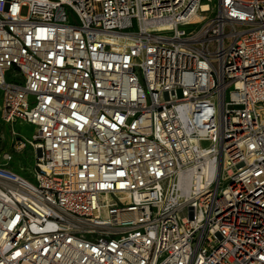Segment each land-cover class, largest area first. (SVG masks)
<instances>
[{
	"label": "built area",
	"instance_id": "built-area-1",
	"mask_svg": "<svg viewBox=\"0 0 264 264\" xmlns=\"http://www.w3.org/2000/svg\"><path fill=\"white\" fill-rule=\"evenodd\" d=\"M0 93V264H264V0H0Z\"/></svg>",
	"mask_w": 264,
	"mask_h": 264
},
{
	"label": "rangeland",
	"instance_id": "rangeland-1",
	"mask_svg": "<svg viewBox=\"0 0 264 264\" xmlns=\"http://www.w3.org/2000/svg\"><path fill=\"white\" fill-rule=\"evenodd\" d=\"M218 0H213L215 4ZM26 13V9L23 11ZM140 77H142L140 75ZM143 82V81H142ZM179 95H181V89L178 90ZM1 95H0V161H3V153L10 150L12 145V140L14 139L13 128L8 125L2 118L1 111ZM15 130L21 137L32 138L33 134L36 132V126L31 124L19 125L16 123L14 125ZM204 147L209 146V141H204L202 143ZM36 163V152L34 147L27 143L24 149L19 150L14 155V160L11 162V166L22 175L28 176L32 181L35 180L34 174L31 170L34 168Z\"/></svg>",
	"mask_w": 264,
	"mask_h": 264
},
{
	"label": "crops",
	"instance_id": "crops-1",
	"mask_svg": "<svg viewBox=\"0 0 264 264\" xmlns=\"http://www.w3.org/2000/svg\"><path fill=\"white\" fill-rule=\"evenodd\" d=\"M0 95H1V93H0ZM1 100H2V96H1ZM1 107H2V103H1ZM7 124H8V125H11L12 128H13V130H15L14 125H15L16 123H15V124L7 123ZM19 125L21 126V125H23V124H20V123H19ZM15 131H16V130H15ZM16 132H17V131H16ZM2 162H4V160H3ZM2 162L0 161V163H2ZM11 162H12V161H11ZM11 162H10V167H12V166H11ZM12 168H13V167H12ZM13 169H14V168H13Z\"/></svg>",
	"mask_w": 264,
	"mask_h": 264
}]
</instances>
